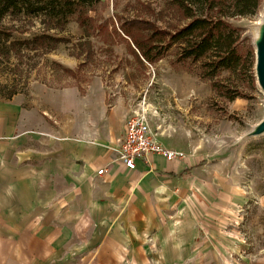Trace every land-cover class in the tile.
Here are the masks:
<instances>
[{
	"label": "crops",
	"instance_id": "0c3cea01",
	"mask_svg": "<svg viewBox=\"0 0 264 264\" xmlns=\"http://www.w3.org/2000/svg\"><path fill=\"white\" fill-rule=\"evenodd\" d=\"M24 99L0 102V264L213 263L199 218L212 212V175L191 154L128 170L117 159L125 108L94 87Z\"/></svg>",
	"mask_w": 264,
	"mask_h": 264
},
{
	"label": "rangeland",
	"instance_id": "374dc122",
	"mask_svg": "<svg viewBox=\"0 0 264 264\" xmlns=\"http://www.w3.org/2000/svg\"><path fill=\"white\" fill-rule=\"evenodd\" d=\"M258 1L253 16L229 20L240 29L241 42L252 54L257 25L264 15V0ZM104 4L101 15L105 19L117 14L146 20L150 19L148 8L156 13L163 5L162 0H104ZM167 19L170 21H158L157 26L165 28L168 23L172 30L181 23L179 17ZM30 31L35 33V28ZM81 34L76 24L69 22L63 35L70 43L58 44L45 55L28 53L2 63L0 102L14 87L11 98L29 101L35 89L60 91L75 86L82 93L94 87L105 104H119L126 112L144 100L153 127L163 132L157 137L159 144L191 154L197 165L212 175V212L199 217L213 232L218 254L211 264H264V131L256 130L264 119V95L254 74L245 82L229 78L228 73L218 75L216 81L233 89L234 99L227 101L198 76L196 64L176 62L173 48L155 62L146 63L129 53V41L120 35L109 47L91 39V53L76 58L71 44ZM27 36L13 33L16 39ZM52 62L70 69L74 77ZM224 193L229 194L228 203L217 199L226 196ZM203 208L199 207V212Z\"/></svg>",
	"mask_w": 264,
	"mask_h": 264
},
{
	"label": "trees",
	"instance_id": "16d2710c",
	"mask_svg": "<svg viewBox=\"0 0 264 264\" xmlns=\"http://www.w3.org/2000/svg\"><path fill=\"white\" fill-rule=\"evenodd\" d=\"M162 3L156 13L148 8L151 20H146L117 14L105 19L101 15L105 4L100 0H0V65L28 53L45 55L58 44L70 43V38L63 34L65 26L73 22L82 33L71 44L76 58L91 53V39L109 47L115 37L123 36L129 41V53L146 63L155 62L173 48L176 62L196 64L198 76L209 81L219 96L232 101L233 89L216 78L228 73L229 78L235 76L240 82L251 81L254 57L250 47L242 44L240 29L229 20L253 16L259 1L162 0ZM167 17H179L180 25L172 30L166 26L168 23L165 28L158 27V21L168 20ZM32 28L35 33L30 31ZM13 33L28 36L16 39ZM57 66L74 77L70 69ZM15 92L14 87L5 100Z\"/></svg>",
	"mask_w": 264,
	"mask_h": 264
},
{
	"label": "built area",
	"instance_id": "2783aa9c",
	"mask_svg": "<svg viewBox=\"0 0 264 264\" xmlns=\"http://www.w3.org/2000/svg\"><path fill=\"white\" fill-rule=\"evenodd\" d=\"M151 117L144 100L138 101L124 116L123 135L117 159L128 170L133 169L135 159L145 161L151 154H157L166 161H175L183 157L181 152L166 149L159 144L157 137L163 136V132L153 127ZM103 172L104 169L101 168L95 174L99 176Z\"/></svg>",
	"mask_w": 264,
	"mask_h": 264
},
{
	"label": "water",
	"instance_id": "95a60500",
	"mask_svg": "<svg viewBox=\"0 0 264 264\" xmlns=\"http://www.w3.org/2000/svg\"><path fill=\"white\" fill-rule=\"evenodd\" d=\"M254 47V63L253 74L259 90L264 95V31L260 39L253 43ZM257 132L264 131V119L258 124Z\"/></svg>",
	"mask_w": 264,
	"mask_h": 264
},
{
	"label": "bare ground",
	"instance_id": "6f19581e",
	"mask_svg": "<svg viewBox=\"0 0 264 264\" xmlns=\"http://www.w3.org/2000/svg\"><path fill=\"white\" fill-rule=\"evenodd\" d=\"M262 16H263V18L260 20L259 25H257L258 31H257L256 38H254V43L257 42L260 39V36L263 33V31H264V15H262Z\"/></svg>",
	"mask_w": 264,
	"mask_h": 264
}]
</instances>
